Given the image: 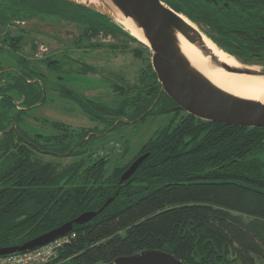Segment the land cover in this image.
<instances>
[{
    "label": "trees",
    "instance_id": "16d2710c",
    "mask_svg": "<svg viewBox=\"0 0 264 264\" xmlns=\"http://www.w3.org/2000/svg\"><path fill=\"white\" fill-rule=\"evenodd\" d=\"M1 1L12 11L7 23L17 17H53L80 24L76 46L90 44L98 33L125 35L141 45L134 49L144 65L136 81L118 77L111 82L109 103L67 87L62 66L46 56L42 61L60 72L53 86L31 58L15 55L22 53L21 39L8 41L17 67H0V80L12 76L10 86L18 96L0 91V246L21 244L96 210L89 220L73 222L68 240L39 264H113L118 256L145 249L171 252L187 264H264V126L226 124L174 108L177 103L160 94L152 52L143 55L150 47L99 10L71 0ZM163 1L243 62L264 60L246 56L252 51L264 55V0L244 2L239 17L232 4L219 7L220 0ZM0 22L6 23L5 17ZM90 70L95 68L87 63L79 67V72ZM49 88L76 101L88 118L103 124L102 130L96 125L75 130L48 119L57 131L23 128V110L46 101ZM171 109L183 113L157 128L129 158L127 140L119 155L115 148L95 156L101 144L91 143H101L102 133ZM12 123L16 126L8 129ZM144 152L148 155L135 171L120 181ZM44 154L75 158L61 164Z\"/></svg>",
    "mask_w": 264,
    "mask_h": 264
},
{
    "label": "rangeland",
    "instance_id": "374dc122",
    "mask_svg": "<svg viewBox=\"0 0 264 264\" xmlns=\"http://www.w3.org/2000/svg\"><path fill=\"white\" fill-rule=\"evenodd\" d=\"M115 20L126 28L118 19ZM193 23L203 32L198 24L195 22ZM12 24H15V22H12ZM17 24L19 27H25L24 29L26 30L24 41L20 42L19 51L27 55L26 58H31V60L34 61L33 64H36L38 70L50 80L53 86H55L56 82L54 77L60 74V72L51 69L42 61V58L47 55L50 56L51 60H56L62 66L60 70L63 72L62 76L65 79L64 82L67 87L74 88L87 96L106 100V102L109 103L112 102L114 96L111 82H114L119 76L129 81H136L137 77L140 75L142 65H144V61H142L143 58L138 57L140 54H137L134 49H140L141 45L132 39H127L122 34L94 36L90 44H85V41H82L81 45L78 46L80 48H78L73 41L74 37H77L83 28V26L78 23L53 17H35ZM126 30L128 29L126 28ZM6 32L10 37V31ZM13 33H18L17 28H13ZM31 42L36 44L35 49H32ZM218 47L220 46L218 45ZM223 49L224 51L226 50L225 48ZM151 52L150 48L146 50L143 55L150 56ZM230 53L237 56L233 52ZM0 56H4L3 50H0ZM26 62L28 63L27 60ZM82 63L93 66L95 70H90L86 73L79 72V67ZM19 65L24 64L21 63ZM14 66L17 67V65ZM253 66L258 68L261 67L259 64H254ZM12 81V76H9L6 82L0 80V91L7 90L13 95L18 96V91H16L13 86H10V82ZM49 89L51 93L48 92V99L46 101L23 110L26 116L23 117L22 126L25 129L31 132L57 131L48 121H45V119H48L62 121L75 130L81 127L85 128L94 125H96V128L99 130H102L103 124L88 118L76 101L62 96L61 92L59 93L55 88ZM17 106V109L22 107L20 104ZM182 113L183 110L177 111L176 109H171L163 111L160 114H149L138 121L122 125L118 127L117 130L106 131L102 133L103 137L101 143L97 141L91 143V145L95 144V146L101 144L100 149L98 148L96 150L95 156H97L98 153L108 154L112 150H115V148H117L115 152L119 155L123 149V141L127 140L129 148L125 158H129L151 133L157 128L166 126L177 120ZM89 150H91V148ZM43 157L56 159L60 161L61 164L69 163L75 158V156L71 155L53 157L51 154H44ZM66 264L74 263L67 262Z\"/></svg>",
    "mask_w": 264,
    "mask_h": 264
},
{
    "label": "water",
    "instance_id": "95a60500",
    "mask_svg": "<svg viewBox=\"0 0 264 264\" xmlns=\"http://www.w3.org/2000/svg\"><path fill=\"white\" fill-rule=\"evenodd\" d=\"M71 1L99 10L112 18L115 16V19L117 17L113 8H117L123 15L132 18L136 26L142 29L147 42L141 40L130 30L128 31L151 48V63L161 83L160 94L162 92L167 93L177 103L174 108L182 107L197 117L226 124L264 126V102L226 91L192 66L180 47L178 32H181L191 42L195 43L203 54L209 55L210 61L214 65L219 64L215 55L206 47L201 30L163 0H99L98 4L82 0ZM114 18L113 20H115ZM232 56L242 66L236 67L224 63L221 64V67L233 72L264 75V67H254V64L244 63L235 55ZM147 155L148 152H144L137 156L122 173L120 181L127 179ZM111 200L112 197H109L99 210ZM96 213V210H85L74 219L68 220L21 244L0 246V254L33 249L48 243L59 236L67 234L66 232L72 228L73 222H85ZM113 264L187 263L171 252L162 249H145L131 255L118 256Z\"/></svg>",
    "mask_w": 264,
    "mask_h": 264
},
{
    "label": "bare ground",
    "instance_id": "6f19581e",
    "mask_svg": "<svg viewBox=\"0 0 264 264\" xmlns=\"http://www.w3.org/2000/svg\"><path fill=\"white\" fill-rule=\"evenodd\" d=\"M93 4H98L99 0H82ZM117 19L134 35L141 40L147 42L142 29L137 27L135 22L130 17L123 15L117 8L114 9ZM186 18V17H185ZM189 22V18H186ZM192 23V22H191ZM194 25V23H192ZM197 27L196 25H194ZM198 28V27H197ZM199 29V28H198ZM202 32V31H201ZM178 41L184 54L189 62L209 78L217 86L245 98L257 99L264 102V75L261 74H247L228 71L221 67V64H230L236 67H241L242 64L238 62L231 54L222 50L210 37L202 32L203 41L206 47L215 55L217 63L214 65L210 61L209 55L203 54L201 49L193 42H191L184 34L178 32ZM255 67V66H254ZM258 68V67H257Z\"/></svg>",
    "mask_w": 264,
    "mask_h": 264
},
{
    "label": "built area",
    "instance_id": "2783aa9c",
    "mask_svg": "<svg viewBox=\"0 0 264 264\" xmlns=\"http://www.w3.org/2000/svg\"><path fill=\"white\" fill-rule=\"evenodd\" d=\"M68 238V234H65L33 249L0 254V264H39L47 262L55 256L58 247Z\"/></svg>",
    "mask_w": 264,
    "mask_h": 264
},
{
    "label": "crops",
    "instance_id": "0c3cea01",
    "mask_svg": "<svg viewBox=\"0 0 264 264\" xmlns=\"http://www.w3.org/2000/svg\"><path fill=\"white\" fill-rule=\"evenodd\" d=\"M0 2H1V4H0V14L1 15L0 16L5 17V22H6V23L0 22V46H4V49H5V51L3 50L4 56H0V67L12 68L13 65L17 64L15 62L16 57L13 56L12 50H10V47H8V45H6V44L8 43V41L10 39L11 40L14 39V41H16V42H19L18 40H20V39H21L20 41H24V35L26 34V32H25L26 30L24 29L25 27H23V26L19 27L18 26L17 23L24 22L23 20H18L19 17H17L16 19L14 18V21H10L9 23H7V20H8L7 15L9 13H11L12 11L8 10L7 7L5 6V4L2 3L1 0H0ZM12 22H15V24H12ZM13 28H17L18 33L14 34ZM6 31H10V33H9L10 37ZM15 53H16L15 55H17V56L24 55L23 53H19V52H15Z\"/></svg>",
    "mask_w": 264,
    "mask_h": 264
},
{
    "label": "flooded vegetation",
    "instance_id": "af4514ba",
    "mask_svg": "<svg viewBox=\"0 0 264 264\" xmlns=\"http://www.w3.org/2000/svg\"><path fill=\"white\" fill-rule=\"evenodd\" d=\"M220 2L221 3H219V2H217L216 1V4L219 6V7H221L222 6V4H224V5H228V4H232V6H233V14H235V16H238V13H240V9L239 8H245V6H243V3L244 2H248V0H220ZM239 17V16H238ZM119 26H121L123 29H125L126 30V28H124L122 25H120V24H118ZM199 26V25H198ZM200 28H201V26H200ZM202 29V28H201ZM203 30V29H202ZM203 32L207 35V36H209L204 30H203ZM103 33H98V34H96V35H94V36H99V35H102ZM94 36H92V37H94ZM125 36V35H124ZM126 37V36H125ZM210 37V36H209ZM128 38V37H127ZM211 38V37H210ZM74 39H75V37H74ZM129 39V38H128ZM212 39V38H211ZM213 40V39H212ZM214 41V40H213ZM215 42V41H214ZM216 43V42H215ZM217 44V43H216ZM78 47V46H77ZM78 48H80V47H78ZM236 54V53H235ZM237 56V58L240 60V61H242L241 59H240V56L241 55H239V54H236ZM47 56H49V55H47ZM246 56H264V55H261V53L260 52H257V51H252V52H250V54H246ZM243 62V61H242ZM247 64H259V65H261V67H264V60H262V59H260L259 61H252L251 63H247ZM119 78H124V77H122V76H119ZM125 79V78H124ZM115 81V80H114ZM121 119H127L125 116H122L121 117ZM133 122V121H132ZM13 126H16L15 125V123H12L10 126H9V128L8 129H10L11 127H13ZM24 128V127H23ZM27 131H29L28 129H26ZM31 132V131H30ZM32 133V132H31ZM0 134H1V131H0Z\"/></svg>",
    "mask_w": 264,
    "mask_h": 264
}]
</instances>
